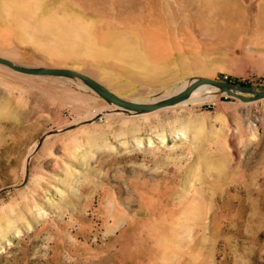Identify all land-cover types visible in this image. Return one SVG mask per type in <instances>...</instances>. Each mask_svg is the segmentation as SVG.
Here are the masks:
<instances>
[{
    "label": "rangeland",
    "instance_id": "374dc122",
    "mask_svg": "<svg viewBox=\"0 0 264 264\" xmlns=\"http://www.w3.org/2000/svg\"><path fill=\"white\" fill-rule=\"evenodd\" d=\"M0 33V56L130 99L264 84V0H0ZM0 264H264V98L208 88L134 114L0 63Z\"/></svg>",
    "mask_w": 264,
    "mask_h": 264
},
{
    "label": "water",
    "instance_id": "95a60500",
    "mask_svg": "<svg viewBox=\"0 0 264 264\" xmlns=\"http://www.w3.org/2000/svg\"><path fill=\"white\" fill-rule=\"evenodd\" d=\"M0 63L24 74L75 78L84 83L105 101L116 106L117 110L134 114L152 113L187 102L192 94L208 88L220 89L229 96L237 97L246 102H254L264 98V84L252 85L199 76L185 82L186 84L181 86L176 92L170 93L162 98L154 99L152 101L130 99L117 94L104 83L88 73L74 68L57 66H26L18 64L11 59L2 56H0ZM244 94H250L251 96L247 97Z\"/></svg>",
    "mask_w": 264,
    "mask_h": 264
},
{
    "label": "crops",
    "instance_id": "0c3cea01",
    "mask_svg": "<svg viewBox=\"0 0 264 264\" xmlns=\"http://www.w3.org/2000/svg\"><path fill=\"white\" fill-rule=\"evenodd\" d=\"M1 34V33H0ZM1 35L3 36H6V33H2ZM27 36V35H26ZM24 35V37H26ZM91 57L92 58H95L96 60L98 61H101L103 64H105L107 68H116V67H121L123 66L120 62V58H118L117 56H115L113 53H112V49L107 47V46H99L98 44L93 48L91 49ZM132 64V63H131ZM27 66V65H26ZM124 67L127 68V65H124ZM129 67V65H128ZM131 67L135 68V72H137V74L139 73V75L142 77V78H146V71L143 69V68H137V65L135 64H132ZM101 74L105 75V77L108 78V76L106 75V71L104 70H100ZM90 75V74H89ZM92 76V75H91ZM94 77V76H93ZM98 79V78H97ZM99 81H101L102 83H104L106 86H108L106 84V82H104V80H100L98 79ZM107 81V80H105ZM111 90H113V88H111L110 86H108ZM114 91V90H113ZM115 92V91H114ZM95 111V110H94ZM147 114H150V113H147ZM93 117H96V114L95 116ZM91 117V119L93 118Z\"/></svg>",
    "mask_w": 264,
    "mask_h": 264
},
{
    "label": "built area",
    "instance_id": "2783aa9c",
    "mask_svg": "<svg viewBox=\"0 0 264 264\" xmlns=\"http://www.w3.org/2000/svg\"><path fill=\"white\" fill-rule=\"evenodd\" d=\"M98 117H99V119H102L103 118V116L100 114V115H98Z\"/></svg>",
    "mask_w": 264,
    "mask_h": 264
},
{
    "label": "trees",
    "instance_id": "16d2710c",
    "mask_svg": "<svg viewBox=\"0 0 264 264\" xmlns=\"http://www.w3.org/2000/svg\"><path fill=\"white\" fill-rule=\"evenodd\" d=\"M230 79H228V81H229ZM236 82H238V83H243V82H239L238 80H235Z\"/></svg>",
    "mask_w": 264,
    "mask_h": 264
},
{
    "label": "bare ground",
    "instance_id": "6f19581e",
    "mask_svg": "<svg viewBox=\"0 0 264 264\" xmlns=\"http://www.w3.org/2000/svg\"><path fill=\"white\" fill-rule=\"evenodd\" d=\"M184 85H185V84H184ZM184 85H183V86H184ZM196 93H197V92H196Z\"/></svg>",
    "mask_w": 264,
    "mask_h": 264
}]
</instances>
